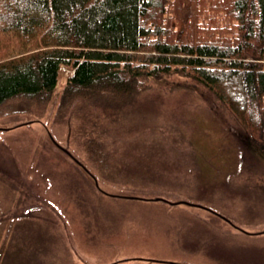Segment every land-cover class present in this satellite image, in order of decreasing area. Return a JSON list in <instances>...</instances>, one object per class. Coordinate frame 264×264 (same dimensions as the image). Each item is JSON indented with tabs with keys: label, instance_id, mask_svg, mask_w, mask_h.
I'll use <instances>...</instances> for the list:
<instances>
[{
	"label": "rangeland",
	"instance_id": "obj_1",
	"mask_svg": "<svg viewBox=\"0 0 264 264\" xmlns=\"http://www.w3.org/2000/svg\"><path fill=\"white\" fill-rule=\"evenodd\" d=\"M69 74L61 68L57 89ZM178 81L185 78L149 79L123 107L125 119L109 127L110 151L96 158L80 141L68 145L79 159L97 161L94 171L105 170L103 156L126 170L113 183L99 180L103 189L204 205L243 229L264 230V150L239 133L205 87H174ZM43 131L40 123L0 128V243L8 246L0 264H264V232L240 231L208 209L94 195L85 171L46 145ZM55 135L67 138L66 130ZM12 191L23 201L18 208ZM25 214L32 217L13 219Z\"/></svg>",
	"mask_w": 264,
	"mask_h": 264
},
{
	"label": "trees",
	"instance_id": "obj_2",
	"mask_svg": "<svg viewBox=\"0 0 264 264\" xmlns=\"http://www.w3.org/2000/svg\"><path fill=\"white\" fill-rule=\"evenodd\" d=\"M63 66L71 73L59 90ZM172 75L185 78L174 87H205L264 150V0H0V127L40 123L56 139L66 130L67 145L97 158L149 79ZM91 156L81 161L99 180L127 174L105 156L94 171Z\"/></svg>",
	"mask_w": 264,
	"mask_h": 264
},
{
	"label": "water",
	"instance_id": "obj_3",
	"mask_svg": "<svg viewBox=\"0 0 264 264\" xmlns=\"http://www.w3.org/2000/svg\"><path fill=\"white\" fill-rule=\"evenodd\" d=\"M52 140H53V138H51ZM57 145H59L55 140H53ZM64 149V151H66L68 154H70L71 155V153L68 151V150H66L65 148H63ZM73 157V156H72ZM74 158V157H73ZM77 162H78V160L76 159V158H74ZM157 199H159V197H157ZM184 202H186V201H184Z\"/></svg>",
	"mask_w": 264,
	"mask_h": 264
}]
</instances>
